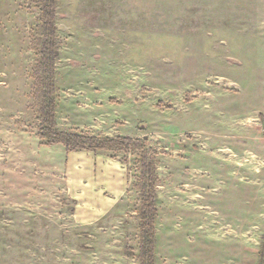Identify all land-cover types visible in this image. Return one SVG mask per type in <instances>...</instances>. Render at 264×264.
<instances>
[{
  "label": "rangeland",
  "instance_id": "rangeland-1",
  "mask_svg": "<svg viewBox=\"0 0 264 264\" xmlns=\"http://www.w3.org/2000/svg\"><path fill=\"white\" fill-rule=\"evenodd\" d=\"M45 3L0 0V264H141L151 203L154 264H264V0H56L47 62Z\"/></svg>",
  "mask_w": 264,
  "mask_h": 264
},
{
  "label": "trees",
  "instance_id": "trees-1",
  "mask_svg": "<svg viewBox=\"0 0 264 264\" xmlns=\"http://www.w3.org/2000/svg\"><path fill=\"white\" fill-rule=\"evenodd\" d=\"M50 2V6L45 3L42 9V17L44 19L43 24L48 26L50 29L51 37L47 39V41L42 42V50L41 57L47 62L48 58L57 57V46L55 45V22H54V12H55V3L56 0H45ZM54 38V39H53ZM52 61V60H51ZM42 111L46 112L45 107L41 108ZM46 126L40 131V138L43 141V144L47 146H51L57 143H62L68 152L77 150V149H89V150H100L104 148H113L117 141L102 139L98 137H83V135H79L78 133L64 132L60 133L59 131H55L53 128L54 119L51 113H45ZM124 143L136 144V141L127 138H119L117 144L123 145ZM145 195V194H144ZM146 196V195H145ZM149 196V195H148ZM152 200V196L150 197ZM146 210L143 213V224L141 226V235L143 236V242L141 244V264H146V259L149 264H154V238L153 234L150 235V240L146 239V235L148 231L146 230V220L149 218V221L153 223V214L156 212L155 206L151 203V205L147 204L143 206Z\"/></svg>",
  "mask_w": 264,
  "mask_h": 264
},
{
  "label": "crops",
  "instance_id": "crops-1",
  "mask_svg": "<svg viewBox=\"0 0 264 264\" xmlns=\"http://www.w3.org/2000/svg\"><path fill=\"white\" fill-rule=\"evenodd\" d=\"M40 140L41 141H38L37 144H36V149L40 150L39 147L41 146L40 148L43 150V153L45 151V153H47L48 155L51 153L52 149H56L59 152V155H64V156H67V157H69V155L71 153H73V152L69 153L67 151L66 147L63 144H62L63 147H58V144L52 145V146H47V145L43 144V141H42L41 138H40ZM56 159H59V156H57V158H56V156L45 157L40 163H38L39 165L41 164V168H39L41 170V173L44 172V168L45 167L47 169L48 166H53L54 164L57 165L58 164V160H56ZM122 175H123V173H121V172L118 175L119 180L114 186V194H117L118 192L119 193H121V192L123 193V186L124 185H123V180H122L123 177H122Z\"/></svg>",
  "mask_w": 264,
  "mask_h": 264
}]
</instances>
